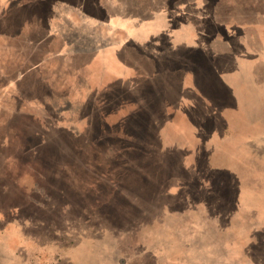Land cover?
Segmentation results:
<instances>
[{"label":"rangeland","instance_id":"rangeland-1","mask_svg":"<svg viewBox=\"0 0 264 264\" xmlns=\"http://www.w3.org/2000/svg\"><path fill=\"white\" fill-rule=\"evenodd\" d=\"M0 264H264V0H0Z\"/></svg>","mask_w":264,"mask_h":264}]
</instances>
